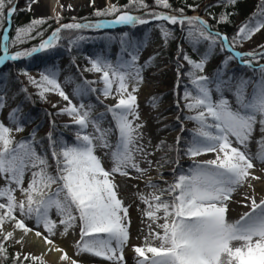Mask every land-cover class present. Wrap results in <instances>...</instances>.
Returning a JSON list of instances; mask_svg holds the SVG:
<instances>
[{
	"label": "snow or ice",
	"instance_id": "obj_1",
	"mask_svg": "<svg viewBox=\"0 0 264 264\" xmlns=\"http://www.w3.org/2000/svg\"><path fill=\"white\" fill-rule=\"evenodd\" d=\"M35 2L27 0L28 11H31V5ZM237 3L238 0H221L215 6L235 7ZM92 4L95 7V0H92ZM68 7L71 9V5ZM150 7L145 0H128L122 6L108 3L103 8H95L93 13L95 17L105 19L87 22H78L73 17L71 23H60L63 18L57 14L55 20L59 27L46 39L43 38L44 31L40 29L48 20L37 18L17 27L15 37L10 38L8 32L12 17L19 10L18 0L16 3L13 0H0V29L3 30L0 65L55 53L64 39V32L99 31L118 25L135 27L148 24L150 20L158 22L156 26L165 44L172 35L166 24H171L180 26L182 32L186 30L185 38L194 49L201 42H206L207 46L198 61L192 59L183 47L178 49L177 88L180 77L185 75L181 71V59L189 66L186 75L195 88L193 93L185 86L182 99L186 103L183 107L179 95L176 102L181 113L184 109L195 113L176 116L181 134L186 130L183 120L196 124L190 138L179 135L172 145L163 140L153 144L148 139L145 144L142 143L145 125L139 122L136 93L144 82L145 69L153 66L156 56H150L143 64H139L140 51L144 45L134 41L128 32H123L118 38L111 35L103 37L108 42L119 39L121 51L116 62L113 63L104 54H97L88 58L91 67L85 71L100 73L104 87L91 88L90 85L96 82L86 81L83 85H77L73 95L84 97L89 92H98L107 98L115 92L114 98L118 97L114 105L105 106L119 134L115 149L106 153L111 157L110 168H105L102 159L96 154L97 147L112 148L108 140L111 129H102L100 126L105 113L94 117L93 105L73 104L58 82L57 72L50 67H44L39 73V80L30 75L27 68L17 70V76H26L29 84L38 90L37 95L42 101L46 100L49 92H55L67 101V106L57 115L71 117L77 130L73 143H67L49 132L44 138L47 141L45 148L44 139L36 140L38 129H34L28 139L15 141L11 136L13 128L0 122V178L5 181V186L0 187V259L6 261L10 258L7 242L23 246L25 237L34 233L46 245L52 246L49 251L61 253V261L77 264L62 248L53 245L52 237L57 234L67 236L78 229L80 241L75 245L77 254L88 253L111 264H124L123 253L130 242L131 220L128 206L119 197V185L115 177L132 178L134 174L139 179L146 176L153 164L157 169L164 166L160 160L152 157L156 151H165L166 156L162 159L176 165L172 170V181H163L165 187L149 177L146 187L153 189V192L137 194L138 199L146 205L141 211L150 221V231L144 237V246H133L134 254L139 258L137 264H264V198L257 202L255 196L246 194L245 199L251 201V211L240 215L238 220L229 221L227 218L233 193L249 179H260L251 171L256 161L264 165V63H260L264 60V44L259 45V50H235L237 43L242 45L264 29V0H260L257 12L240 25L231 37L214 31L213 25L203 18L186 14V9L199 10V3L188 4L185 0L184 6L173 8L169 0H155V7L170 10L176 13L174 15L168 11H148ZM208 7L205 5L203 10L207 12ZM133 11H143L144 14L134 15ZM233 14L225 11L218 19L215 16L212 18L217 24L228 23ZM5 21L9 28L3 27ZM37 38H40L38 44L30 48L19 47ZM85 39L83 35L69 38L67 51L70 53L73 47H78ZM10 46L17 50L11 52ZM217 48L220 53L227 54L214 73L203 74L209 56ZM233 61L239 62L240 69L258 73L259 79L254 81L242 73H230ZM114 85L117 86L113 91ZM249 86L251 91L248 90ZM7 91L5 78V82L0 84V111L7 106ZM20 91L24 100L12 108L8 115L16 132L24 130L22 107L26 101L33 99L27 88H21ZM225 91L234 96L235 107L225 96ZM213 92L217 94V99L213 98ZM10 99H15V96ZM158 101L159 98H153L154 108ZM52 106L56 107L55 104ZM27 118L23 116V119ZM90 125L95 135L86 131ZM257 125L261 133V139L257 141L261 150L251 155L246 149ZM37 145L42 154L38 153ZM149 148L153 150L149 151ZM49 151L55 161V174L48 170ZM169 153H174V158ZM210 153L214 154V158L199 159ZM182 157L194 161L187 171L180 167ZM29 171L31 176L25 187V176ZM159 175L162 177L163 173ZM52 185H57L55 192L50 191ZM247 186L252 187L250 183ZM17 190L24 199H17ZM53 209L59 218L58 222L50 216ZM30 220L34 221L31 227L28 225ZM153 224L156 225L155 229ZM17 231L19 238L15 235ZM152 241L158 242V246H152ZM11 259L14 264H24V261L45 264L42 257L20 252Z\"/></svg>",
	"mask_w": 264,
	"mask_h": 264
},
{
	"label": "rangeland",
	"instance_id": "obj_2",
	"mask_svg": "<svg viewBox=\"0 0 264 264\" xmlns=\"http://www.w3.org/2000/svg\"><path fill=\"white\" fill-rule=\"evenodd\" d=\"M59 2L61 5V11L59 15L62 18L75 17L78 22L97 20V19L87 18L91 16L92 11L93 9L95 10V8H103L108 3L120 5V0H95V7L92 4V0H59ZM14 3H16V1ZM45 4H46L45 0H36V2L31 5L30 12L33 18L49 19V17H51L55 20V16L50 12L48 8H46L47 6H45ZM69 5H71V9H69L68 7ZM18 9H19L18 11L27 10V0H18ZM16 13L14 15H16ZM195 13H197V15H195ZM143 14L144 12L137 13L134 15H143ZM190 16H199L204 20H207L206 15L204 14L201 15L199 11L194 12ZM80 18H86V19L80 20ZM100 19H105V18H100ZM237 20L239 25H242L244 23L243 19L241 18H238ZM71 22H73L72 19L71 21H67V22L60 21V23H71ZM152 24H156L155 21L150 20L148 24L137 25L135 27L118 25L112 28L102 29L99 31L84 30L87 32L83 35L86 37L85 42L89 46V48L92 49L93 51L91 55L89 54L88 58L94 57L97 54H104L108 56V58L111 59L113 63H115L117 56L121 51L119 39L108 42L107 40L103 39V37L105 35H111L118 38L123 32H128L130 37L134 40L133 34L138 33L139 30L148 28L149 25ZM175 26L174 25L166 26L168 29L171 30L172 35L169 37L167 43L165 44V41L160 34V29L156 25H154L153 36L155 37L156 41L150 44L149 47L141 49L140 51V59L138 61L139 64H143L146 60H148L150 56H156V60L153 63V66L151 68L145 69L143 73L144 82L139 86V91L136 93L137 104L139 106L138 111L140 114L139 122L144 123L145 125V128L142 130L145 133V139L144 141H142V143L145 144H147L148 139H151L153 144L159 143L160 140H163L166 142V144L172 145L175 143V138L179 135H183L185 139H189L191 136V130L196 127V124L193 121L183 120L182 123L186 130L183 134H181L179 130L180 122L176 120V116L178 115L195 114V113H189L187 109H184L183 113H181V111L178 110L176 107L178 95L179 97H181L179 101L181 107H183V105L186 103V101L182 99L185 86H187L189 91H192L193 93L195 91L194 85H192L191 81L188 79L186 75L187 71L189 70L188 68L189 66L182 59L180 60V63L183 65L181 71L182 73H185V75H182L180 77L179 88H177V55H178V49L180 47H183L184 51L189 56H191L192 59L198 61L201 58V55L206 52L207 46H206V42H201L194 49L193 46L185 38L186 30L185 32H182L180 30V26H178V29H176ZM56 27H59V24H57ZM51 32L49 35H51ZM76 34L77 33H70V32L62 33L64 39L60 42V47L53 54H49L48 56L45 57L17 61L15 63L19 62L23 64L25 68H27L29 74L35 77L37 80H39L40 78L39 73L44 69L45 66L52 68L54 71L57 72L58 82L60 83L65 93L69 95V98L72 100L73 104H76L77 106H79L80 103H84L86 106L89 104L93 105L92 115L94 117H98L100 116L101 113H105L103 121L101 122L100 126L102 129H111V132L108 134V140L109 143L112 145V148L109 149V148L97 147L96 154L102 159L105 168H110L112 164L111 157L110 155H106V153H109L110 151L115 149V145L117 143L119 134H118V130L115 127V121L112 119L111 114L106 112L105 106L114 105L117 102L118 97L114 98L115 92L113 96H109L107 98H105L101 93L98 92H89V94L84 97H77L73 95L74 89L77 87V85H83L86 81L96 82L90 85L91 88L102 89L104 87L101 81L100 73L85 71V69L91 67L87 59L86 62L71 59L72 58L71 52L69 53V51H67L69 47L68 39L69 38L74 39ZM49 35L43 38L46 39ZM85 42L84 41L80 42L78 47L84 49L83 45ZM261 44H264V29H262L261 32L256 33L251 40L245 41L242 45L237 43L235 50L240 52L259 50V45ZM187 45L189 46V50H187ZM157 53L159 55H156ZM226 54L227 53H220L219 48H217L216 52L213 53L211 56H209L208 62L205 67V72L203 74L211 75L212 73H214V71L219 65V62ZM7 63H10V65L15 64L14 62L11 61L6 62L5 64ZM260 63H264V60L260 61ZM238 67H239V62L233 61L230 64V73L232 71H236ZM243 71H244L243 75L246 78L250 77L254 81L259 79L258 73H253L249 69H243ZM17 77L18 79H20L21 84L27 86L28 94H36V96L39 98V96L37 95L38 90L35 87H33L31 84H29L26 76L20 75ZM0 84H3V82H0ZM116 86L117 85L113 86V91L115 90ZM129 90H131V86ZM248 90L251 91V86H249ZM224 94L227 97V99L230 101L232 106L235 107L236 106L235 98L232 95V93L229 91H225ZM154 97L159 98L158 105L155 108L152 106V100ZM213 98L214 99L218 98L215 92H213ZM53 104H55L56 107H53L52 106ZM16 105L17 104L15 100L10 99V97H8L7 106L2 111H0V122H3L6 126L13 128L11 136L15 141L28 139L25 137V135L28 134L31 135V132L34 129H38L36 132V136L37 135L42 136L43 138L41 137V139L46 138L47 134L50 132L49 125H51L53 121H56L59 125H65V124L74 125L71 117L67 115H57V113H59L62 108L67 106V101H64L63 98L60 97L57 93L49 92L46 94L45 101H42L40 99L39 105H40V109L42 110L37 112L32 119H28V118L23 119L24 115L23 113H21L22 116L21 122L23 124L24 130L21 132H16L15 126L12 125L8 120V115L10 111L12 110V108L16 107ZM49 113L51 115H48ZM157 118H159L160 121L159 123H157ZM165 125H167V127H165ZM86 131L89 134H93V135L96 134L95 130L92 128L91 125ZM256 133L259 136L258 139L260 140L261 133L259 131V125L256 126ZM74 137H75V133H74ZM41 139L36 137L37 141H40ZM259 140H254L252 141L251 144H248V148L246 150L250 149L254 154L258 153L260 151V144H258L257 141ZM44 143H45V148H47L46 139H44ZM152 150L153 149L149 148V151ZM37 151L38 153L42 154L39 145H37ZM168 155L172 156L171 153H169ZM165 156H166L165 151L155 152V155L154 157H152V159L160 160L164 166L157 169L156 165L153 164V168L151 171L148 172L147 176L151 177L154 182H157L161 184V186L166 187V185L163 184V181H169V182L172 181L173 167L171 163H167L165 162L164 159H162ZM137 158L140 159L139 157ZM182 158H183V162H180V165L184 166L187 171V169L192 166L194 161L192 159H189L188 157H182ZM48 161L50 165L48 170L52 174H55V161L51 158L50 151L48 153ZM251 171L255 176L260 177V179H255V180L249 179L247 183H250L252 187H248L246 183L243 187L238 188L237 191L233 193V197H235L234 195H237L238 198L244 200L247 192L254 190L255 187L260 186L261 189L264 190V181L262 180V176H261V174L264 175V170L262 169L258 171V168L254 167V169ZM260 171H262L263 173ZM159 173H163V176L161 177ZM30 176H31V172L29 171L26 173L25 176V184H24L25 187L27 186V182L30 179ZM123 179L128 181L127 178L119 175H116L115 177V182L119 185V193H118L119 197L122 198L125 205L128 206L129 216L131 220L130 242L124 248V253H123L125 258L124 264H137L139 258L134 254L133 246H144L145 244L144 237L148 236L150 231L149 230L150 221L146 216L143 215V212L141 211L142 209L146 208V205H144L138 199L137 194L144 193L145 195H147L153 192V189L146 187L145 183L143 186L137 184L136 182L134 183V180L133 181L130 180L132 186L128 187L127 181L124 182ZM138 180L144 181L143 177L139 178ZM0 185L5 186V181L3 178H0ZM56 188L57 185H52L50 191L55 192ZM15 194L18 200L24 199V197L21 196L18 190ZM233 202L234 201L232 200L229 202L227 217H229L231 214L237 215L239 217L240 213L239 211H236ZM237 204L238 203H236V205ZM50 216L53 220H56L58 222L59 218L56 215L55 209H53L50 212ZM33 224L34 221L31 220L28 221V225L30 227L33 226ZM152 227L153 229H155L156 225L153 224ZM65 238H71L73 240V243L71 244L72 246L71 250H73L71 254V260H76L77 264H92L90 262L84 263L86 261V257L88 256V253L77 254L75 245L78 241H80L78 229L72 231L71 234L67 236H60L59 234H57L56 236L52 237V240L58 246L59 244L61 245L63 243ZM9 242L15 251L20 252L23 255L36 256L30 252L25 253L23 248L16 247V245L13 244L11 241ZM151 243L152 246H158V242L156 241H152ZM49 252L50 251L48 250V253ZM148 255L150 256L151 254L149 253ZM36 257H40V256H36ZM43 260L45 264H52L50 261L48 262L44 258ZM95 264H111V262L105 261L104 263H102V261H100L99 263H95Z\"/></svg>",
	"mask_w": 264,
	"mask_h": 264
},
{
	"label": "trees",
	"instance_id": "obj_3",
	"mask_svg": "<svg viewBox=\"0 0 264 264\" xmlns=\"http://www.w3.org/2000/svg\"><path fill=\"white\" fill-rule=\"evenodd\" d=\"M16 0H13V3ZM145 2L150 5L151 7L148 9V11H168L169 13L171 12L170 10L167 9H162V8H157L155 7V0H145ZM186 2L188 4H193V3H199L201 5V8L197 11H199L201 13V15H206L207 17V21H209V24L213 25V30H218L221 31L222 33H226L229 35V37H231L236 30L238 29V27L240 26L238 24V18L243 19V22H246L249 17H252L254 13L257 12V5L260 3V0H238V3L235 7L232 6H228V7H224V6H215V5H219L221 0H186ZM128 3V0H120V6L125 5ZM169 3L173 6V8L176 7H181L184 6L185 4V0H169ZM208 5V10L207 12L204 11V6ZM94 9L92 11L91 16L87 17L88 19H100V18H104V17H95L93 15L94 13ZM197 11H191L186 9V14L187 15H192L194 12ZM228 11L230 13H234L233 15H231L229 17V22L228 23H219L217 24L216 20L213 19L212 17L215 16L217 19L219 18L220 14ZM134 14L137 13H143V11H133ZM13 25L11 26V30L9 32V37L10 38H14L15 34H16V28L17 27H21L24 25H27L31 20L35 19L33 18L32 14L30 11L28 10H21L18 11L16 13V15H14L13 17ZM110 18V17H107ZM72 18H68V17H63V19L61 20L62 22H67V21H71ZM82 19H86V18H80V20ZM48 23L44 24L42 26V28L40 30L44 31V37H46L47 35L50 34V32L55 29V27L57 26L56 20H54L53 18L49 17ZM7 24V21H5L3 27L5 28ZM156 24H152L149 25L148 28H145L143 30H139L138 33L133 34V38L134 41L136 42H141L144 46L141 49L147 48L149 47L150 44H152L153 42L156 41L155 37L153 36V30H154V25ZM50 25V26H49ZM166 26H171V24H166ZM176 29H178V25L175 26ZM181 30V29H180ZM68 33V32H66ZM85 33H87L86 31H83L82 33H77L76 35H84ZM3 34V30L0 29V42H1V36ZM40 41V38L34 39V40H30L28 43L19 46L21 48H30L33 45L38 44ZM86 40H84L85 42ZM83 48L80 47H73L72 51H71V59L72 60H79V61H83L86 62V59L88 60V56L89 54L91 55V53L93 52L92 49L89 48V46L86 44V42L83 45ZM17 48L16 47H12L10 46V51L14 52L16 51ZM187 50H189V46L187 45ZM95 52V51H94ZM2 52H0L1 54ZM21 68H25V66L21 63H15V64H11L8 63L7 67L5 68H1L0 69V82H5V78H6V83H7V97H13L15 96V102L16 104H19L21 100H24V95L23 93H21L20 89L21 88H27L26 85H23L20 83V79H18L17 77V70L21 69ZM189 68V67H188ZM236 74L240 75L241 73L243 74V69H240V67H238V69H236ZM30 96H32V100L31 101H26L22 107L23 110V115H26L28 117V119H32L34 117V115L41 111L42 109H40V99L36 96V94H29ZM55 122V127H53V123L51 125H49L50 127V132L53 133V135L57 138L63 139L65 142L67 143H72L75 141V137H74V131H76V126L75 125H70V127H64L65 125H69V124H65V125H59L56 121ZM37 123V121H36ZM41 124V123H40ZM26 138L30 137V134L25 135ZM36 137H38L39 139H41L42 136L37 135ZM45 137V136H44ZM43 138V137H42ZM172 157L174 158V153H171ZM180 162H183V158L180 160ZM173 168L176 167L175 164H171ZM180 167L186 171V168L182 165H180ZM172 168V170H173ZM7 246H8V255H9V259L8 260H2L0 259V264H14V261L11 259V257L15 256L17 251H15L12 247V245L10 244V242H7ZM22 259V257H21ZM24 264H32L31 261H24Z\"/></svg>",
	"mask_w": 264,
	"mask_h": 264
},
{
	"label": "bare ground",
	"instance_id": "obj_4",
	"mask_svg": "<svg viewBox=\"0 0 264 264\" xmlns=\"http://www.w3.org/2000/svg\"><path fill=\"white\" fill-rule=\"evenodd\" d=\"M45 3H46L45 6H47L46 8H48L54 16H56L57 14L60 13L61 5H60L59 0H45ZM170 14L174 15V13H170ZM195 15H197V13H195ZM258 138H259V136L257 135V133L255 131L248 144H251L252 141H254V140H259ZM248 144H247V148H248ZM260 150H261V145H260ZM247 151L249 152V154L255 155L250 149ZM212 158H214V154L210 153L207 156L200 157L199 159L204 160V159H212ZM255 168H258V171L262 170V169L264 170V165H261L258 161H256L255 162ZM260 172H262V171H260ZM133 176L135 177L134 174H133ZM261 176H262V180L264 181V175L261 174ZM134 177H132V178L125 177L128 179V181L124 180V179H123V181L124 182L127 181V186L130 187V186H132V183L130 180H132V181L134 180V183L136 182L137 184L143 186L144 183L146 184V181L149 179V177L147 175L143 177L144 181H140ZM0 187H3V185L2 186L0 185ZM247 195L255 196V198L257 199V202H259L260 199L264 198V190L261 189L260 186H258V187H255L254 190L247 192ZM234 196L235 197H233L232 201H234L233 204L235 206L236 211H239L240 214H239V217L237 215H232V214L229 217H227L231 221L238 220L240 218V215H242L245 212L251 211V201L250 200L245 199V198L243 200V199L238 198L237 195H234ZM236 203H238L237 205L239 207L236 205ZM15 235L17 236V238H19V231H17V233H15ZM72 243H73V240L71 238H65L63 243L61 245L60 244L58 245V247L62 248L64 250V252H66L70 258H71V254L73 252V250H71V247H72L71 244ZM15 245H16V247L23 248L25 253L30 252L36 256H40V257L44 258L45 260H47L48 262L50 261L52 264H71V261H61L60 260L61 253H57L54 250L50 251L48 253L49 248L52 246L46 245L44 243V241L42 240V238L35 237L34 233L28 234L25 237V243L23 244V246L21 244H18V243ZM53 245L57 246V244L54 241H53ZM100 261H102V263H104L107 260H105L103 258H99V257H94L91 254H88V256L86 257V261L84 263L90 262L92 264L93 263L95 264V263H99Z\"/></svg>",
	"mask_w": 264,
	"mask_h": 264
}]
</instances>
